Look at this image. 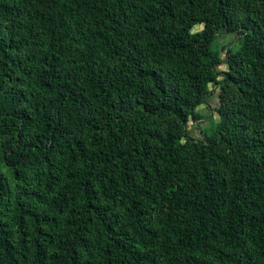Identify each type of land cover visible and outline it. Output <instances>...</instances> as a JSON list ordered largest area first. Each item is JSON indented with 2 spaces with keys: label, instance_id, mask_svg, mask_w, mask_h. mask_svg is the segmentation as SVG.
Here are the masks:
<instances>
[{
  "label": "trees",
  "instance_id": "1",
  "mask_svg": "<svg viewBox=\"0 0 264 264\" xmlns=\"http://www.w3.org/2000/svg\"><path fill=\"white\" fill-rule=\"evenodd\" d=\"M0 264H264V0H0Z\"/></svg>",
  "mask_w": 264,
  "mask_h": 264
},
{
  "label": "rangeland",
  "instance_id": "2",
  "mask_svg": "<svg viewBox=\"0 0 264 264\" xmlns=\"http://www.w3.org/2000/svg\"><path fill=\"white\" fill-rule=\"evenodd\" d=\"M202 28V24L195 25L192 28V31H196ZM233 41L232 33H226L224 35H219L216 43L218 45L227 44L228 42ZM223 49V48H222ZM221 49V50H222ZM226 53V49H223L220 52L221 57L224 59ZM219 71L226 70L227 65L226 62H222L218 68ZM209 89L211 93L208 94L205 98V102L198 106L197 111L200 114V118L196 121L189 119L187 123V131L188 135L191 138H200L202 136V129L207 130L213 128V124L219 121V115L217 113L218 108L220 106H225L228 104L229 100L222 101L221 98L224 96L223 92L220 91L218 87L213 88L212 85H209Z\"/></svg>",
  "mask_w": 264,
  "mask_h": 264
}]
</instances>
